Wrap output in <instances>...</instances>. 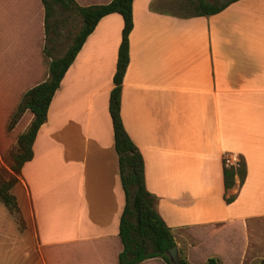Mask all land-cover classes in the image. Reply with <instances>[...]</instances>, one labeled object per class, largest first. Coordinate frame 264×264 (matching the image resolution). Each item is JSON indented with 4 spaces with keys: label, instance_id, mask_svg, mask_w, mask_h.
Here are the masks:
<instances>
[{
    "label": "crops",
    "instance_id": "obj_1",
    "mask_svg": "<svg viewBox=\"0 0 264 264\" xmlns=\"http://www.w3.org/2000/svg\"><path fill=\"white\" fill-rule=\"evenodd\" d=\"M74 1L87 7L111 0ZM200 2L215 4L198 0L196 9ZM177 3L132 1L120 116L143 158L156 211L175 242L187 240L182 259L231 264L228 255L243 252L235 238L248 237L249 225L264 219V0H235L210 16L177 13ZM1 24L0 119L47 76L40 74L42 5L0 0ZM122 28L119 14L98 22L50 102L32 159L11 190L24 228L0 207L15 228L12 235L0 230L10 264H119L125 195L108 100ZM26 115L22 132L32 120ZM224 155L246 166L243 183L234 176L228 190ZM2 170L15 176L0 152ZM207 247L213 250L199 255Z\"/></svg>",
    "mask_w": 264,
    "mask_h": 264
},
{
    "label": "trees",
    "instance_id": "obj_2",
    "mask_svg": "<svg viewBox=\"0 0 264 264\" xmlns=\"http://www.w3.org/2000/svg\"><path fill=\"white\" fill-rule=\"evenodd\" d=\"M44 10V26L51 16L52 6L59 4L65 9L75 11L81 18V26L74 36L71 45L59 57H42L41 73L46 71V78L29 87L20 99L8 110L5 124L8 135L0 134V152L2 158L12 144L17 147L12 156L11 171L15 176L0 182V203L16 218L21 226L22 217L12 188L18 182L16 175L22 166L32 159V145L39 128L45 123L50 102L59 88L64 74L74 61L87 37L94 31L98 22L110 14H119L123 20L121 42L117 51L115 73L112 78L113 87L109 94L108 112L112 122L114 148L118 157L120 183L125 195V206L120 218L119 239L122 251L118 255L119 264H138L148 259L161 258L165 264H190L185 259L176 263L170 261L168 251L176 246L170 228L164 223L155 209V198L150 194L144 182L143 158L126 133L120 116V98L122 81L129 63V35L133 28L132 1L111 0L105 4L78 6L74 0H37ZM235 0L217 5L200 2L197 6V16L215 15ZM3 24L0 25V50L3 43ZM45 76V75H44ZM28 111L32 115L28 127L22 132L16 125L23 114ZM1 121V119H0ZM2 123H0L1 132ZM234 176H238L240 184L246 176V166L243 159L238 166L224 167L223 184L225 190L233 185ZM234 197L226 199L227 203ZM204 264H216L210 258ZM264 264V261L261 262Z\"/></svg>",
    "mask_w": 264,
    "mask_h": 264
},
{
    "label": "rangeland",
    "instance_id": "obj_3",
    "mask_svg": "<svg viewBox=\"0 0 264 264\" xmlns=\"http://www.w3.org/2000/svg\"><path fill=\"white\" fill-rule=\"evenodd\" d=\"M190 1H194V5H190ZM198 0H178L176 4L175 11L180 14H191L195 12V5ZM203 1H214L215 4H220L215 0H203ZM226 1V0H223ZM81 26V18L80 16L72 10H68L60 6L59 4H54L51 10V16L47 19L46 25L43 27V57L44 60L48 62V57L52 55V58H56L61 56L67 48L71 45L74 36L78 33ZM50 60V59H49ZM8 109L2 110L1 114V132L0 134L8 135V131L6 130L7 123L5 124V116L7 115ZM28 119V116H24L18 122L22 127L25 121ZM17 147L15 144H12L11 148L6 153V157L4 158L5 163L8 167L12 164V156L16 153ZM14 176L7 171L2 170L0 173V182L3 180H7L9 177ZM0 207L5 210L2 203H0ZM7 213V212H5ZM13 216V215H12ZM14 220L16 218L13 216ZM17 227L19 229L24 228V223L20 226L16 221ZM10 222L8 218L5 216H1L0 214V230L7 231L9 234L13 233L15 228L13 226H9ZM9 226V227H8ZM1 232L0 236H4ZM18 233V232H17ZM13 238V237H11ZM0 241H5L3 238H0ZM186 239L177 238L175 242L176 246V256L177 259L185 258L186 251ZM234 245L243 251L242 253H231L228 255L229 263L238 264L239 262H243L245 264H261L262 260H264V219L260 221H256L249 225V235L245 237L244 235L241 237H237L234 240ZM213 250L211 247L200 248L198 250L199 255L210 253ZM25 255L23 254V257ZM12 261V260H11ZM9 260V253L5 251V248L0 249V264H10L13 263ZM161 264H165L161 259H159ZM20 263V262H18Z\"/></svg>",
    "mask_w": 264,
    "mask_h": 264
},
{
    "label": "built area",
    "instance_id": "obj_4",
    "mask_svg": "<svg viewBox=\"0 0 264 264\" xmlns=\"http://www.w3.org/2000/svg\"><path fill=\"white\" fill-rule=\"evenodd\" d=\"M238 163H239V159L235 156H227V155L223 156L224 167H227V168L231 166L237 167Z\"/></svg>",
    "mask_w": 264,
    "mask_h": 264
},
{
    "label": "water",
    "instance_id": "obj_5",
    "mask_svg": "<svg viewBox=\"0 0 264 264\" xmlns=\"http://www.w3.org/2000/svg\"><path fill=\"white\" fill-rule=\"evenodd\" d=\"M168 257L170 259V261H172L173 263H176L178 261L177 256H176V248L173 247L172 249H170L168 251Z\"/></svg>",
    "mask_w": 264,
    "mask_h": 264
}]
</instances>
